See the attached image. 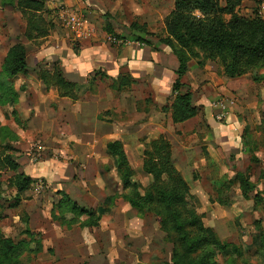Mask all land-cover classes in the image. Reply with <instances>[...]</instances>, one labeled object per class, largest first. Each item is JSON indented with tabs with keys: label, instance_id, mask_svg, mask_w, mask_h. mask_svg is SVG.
Instances as JSON below:
<instances>
[{
	"label": "rangeland",
	"instance_id": "rangeland-1",
	"mask_svg": "<svg viewBox=\"0 0 264 264\" xmlns=\"http://www.w3.org/2000/svg\"><path fill=\"white\" fill-rule=\"evenodd\" d=\"M65 1L68 0H42L44 8L37 13L41 19V33L32 32L31 38L27 39L25 14L16 7L15 0H0V70L8 50L15 45L25 48L26 64L33 69L36 53L46 49L50 42H55L54 46L57 43L56 49L60 50H66L69 45L76 56L80 47L95 42L107 49H118L109 46L108 41L95 40L93 35L99 33H105L112 39L115 37L116 41L126 46L131 36H140L155 49L163 48L159 42L166 36L162 19L171 0H159L164 11L160 20L158 17L157 21L146 26V35L129 28L133 22L141 25L140 20L124 17L123 22L120 15L112 14L107 9L111 0L103 1L104 11H99L93 1L70 0L72 4ZM261 2L255 0L249 6L242 4L238 14L248 16L245 10H257ZM69 8L79 10L91 25L94 31L91 38L75 42L63 27L60 13ZM190 61L192 73L199 67L207 66L206 73L213 76L210 79L205 77L202 85L192 94L194 103L204 102L205 107L188 127L180 130L165 127L166 137L189 187V202L202 217L204 227L210 228L221 242L236 248L225 253H219L214 248H198L192 259L198 260L205 252L212 251L216 264H264V63L252 75L233 81L231 90L219 94L222 87L226 88L222 85L226 77L220 63L201 61L198 64L195 59ZM23 82L22 75H17L12 80V86L17 90ZM106 85L97 77L90 90L97 92L100 87L105 91L108 89ZM92 92L85 94L87 99ZM214 102L228 107V112L235 114L238 122L244 125L241 136L234 137L230 147L216 145L214 135L206 125L209 113L204 109L210 108ZM18 105L19 102L15 106L16 117L0 109V126L7 127L15 137L14 142L7 144L9 150L5 151L18 165L17 172L33 182L27 191L16 196L14 187L11 188L7 182L12 173H0V233L17 247L11 261L5 264H170L173 247L166 242L158 219L148 211L138 214L121 198L123 195L131 196L134 189L142 196L150 185L151 178L141 170V153L146 142L156 139L158 134L140 139L139 147L125 140V155L133 170L132 182L137 188L133 185L122 188L121 172L119 175L115 173L114 161L104 155L108 141L95 137V142L87 148L78 141L80 130L57 123V132L62 130L71 138L68 137L69 142L65 144L50 143L48 133L45 132V136L44 129L37 127L42 120L37 119L40 115L34 109L29 111L31 106L27 104L20 109H17ZM23 109L26 110L25 117L20 113ZM211 118L215 123L225 125V120L217 121L213 113ZM98 119L121 120L108 111L102 112ZM116 131L114 135L118 134ZM129 134L131 128L127 126L126 136ZM133 141L135 143V139ZM182 146L191 148L188 160L178 154ZM86 152H91L93 156L89 162L83 159L88 154ZM59 192L65 193L78 206L92 210L94 216L73 215L66 220L55 219L57 211H53L52 216V208L60 197ZM188 232L191 233V230L188 229Z\"/></svg>",
	"mask_w": 264,
	"mask_h": 264
},
{
	"label": "trees",
	"instance_id": "trees-1",
	"mask_svg": "<svg viewBox=\"0 0 264 264\" xmlns=\"http://www.w3.org/2000/svg\"><path fill=\"white\" fill-rule=\"evenodd\" d=\"M245 1L173 0V10L164 19L166 36L159 42L169 47L177 59L178 67L175 72L177 78L172 86L174 92L178 93L185 87L181 79L185 76L187 63L191 59L197 60L198 64H201V61H217L221 65L223 75L229 79L252 75L261 69L264 63V19L258 15L256 9L251 17L240 16L238 9ZM15 3L26 16L25 37L30 39L32 32L41 31L39 22L41 19L37 13L43 10V2L15 0ZM130 29L139 34H147L146 25L132 23ZM130 39L148 45L140 36H131ZM27 72L25 48L22 45L11 47L0 70V109L14 117L15 106L23 87L15 90L12 80L17 75H26ZM35 74L46 89H55L59 98L77 100L76 85L65 81L58 66L54 65L51 70L36 71ZM130 84V78L122 76L111 88L121 91ZM7 110L9 112H6ZM170 110L174 124L186 122L198 113L189 92L177 94ZM14 141L15 137L11 131L5 126H0V144L3 148L0 150V173H12L7 182L11 188L14 187L17 196L27 191L33 180L22 173L19 174L18 165L6 153L9 150L7 144ZM105 148L107 154L115 161L118 175L121 172L122 188L132 185L137 188L136 183L132 182L133 170L127 163L122 144L112 141L108 142ZM141 166L142 173L151 178L144 195H139L134 189L131 196L123 195L121 198L138 214L148 211L158 219L159 228L165 234L166 242L173 247L170 264H216L212 251H207L200 259L193 260L192 256L198 248L208 250L214 248L219 253L236 250L232 244L221 242L210 228L204 227L202 217L189 202L191 195L187 182L173 165L171 144L167 140L158 137L146 143ZM59 196L52 208V216L53 211H57L55 219L66 220V217L73 215L77 217L85 215L88 218L94 216L92 210L78 206L65 193L59 192ZM16 250V245L0 233V264L10 262Z\"/></svg>",
	"mask_w": 264,
	"mask_h": 264
},
{
	"label": "crops",
	"instance_id": "crops-1",
	"mask_svg": "<svg viewBox=\"0 0 264 264\" xmlns=\"http://www.w3.org/2000/svg\"><path fill=\"white\" fill-rule=\"evenodd\" d=\"M90 1H93L92 3L98 6L97 9H99V11L106 10L103 6V1L105 0H88V3ZM144 1H146V4ZM253 1L255 0H246L243 2V6H249ZM65 2L73 3L70 0ZM74 4H76L75 1ZM168 6L167 13L162 19L163 22L173 10V0L169 1ZM97 9L95 8V10ZM107 9H110L112 14L120 15L123 18V22H125L124 17H130L131 19L136 18V20L138 19L141 21V25L146 26L157 21L158 17V20H160L161 13L164 11L163 4L159 0H111L110 7ZM73 10L77 11L79 14L81 13L77 9ZM254 10H245V13H249V15L243 17H251ZM257 11L259 12V8ZM262 15H264V10L261 11L260 14V17L264 19ZM150 18H152V21H149ZM131 25L132 23L130 26ZM107 30H109V28H107ZM94 35L93 37H95V40L103 42L108 41L107 43H109V46H114V48L118 49H107L105 45L99 43L95 44V42L89 46L85 45L80 47L76 56L69 49V45L66 50L65 48L60 50V48L56 49V47H58L57 43L54 46L53 44L55 42H50L51 44L46 49H41L36 53L37 60L34 63V69H39L34 70L27 66V74L22 75V80L24 81V84H22L23 91L19 95V105L17 109L27 104L31 106L28 107L29 111L30 109H34L37 115H40L37 119L42 118V120L40 121L41 124L39 122L37 127L39 129H44V134L48 133L50 143L65 144L69 142L71 138L70 134L65 135L62 130L61 132L60 130L57 132L56 124L59 123L64 127L80 130L79 134L81 137L78 141L85 144L86 147L89 146L90 143L95 142V137H101L102 140L108 142H120L125 152V140L139 147L141 145L139 142L140 139L155 134H158V137H163L170 143L169 139L166 137L167 129H184L199 117L201 110L205 107L204 102L194 103L192 99V104L198 108L197 115L179 124H174L172 122L170 106L177 94L189 92L192 95L197 88L202 85L205 77H207V79L213 77L211 73H209L211 76L206 73L209 67H199L198 70L195 69L192 73V68L190 66L191 61H189L187 63V72L181 79V83L184 84L185 87L176 93L173 91L172 86L177 78L175 72L178 63L170 48L160 44L163 48L155 49L149 42L148 45H146L142 42H134L131 39L130 43L129 41L127 42L128 46H126L122 45V42L119 41H115V43L111 42V38L105 33ZM113 39L116 40L114 37ZM54 65L58 66L65 81L76 85V101L59 98L55 89H46L41 81L37 79L35 74L36 71L42 69L51 70ZM97 72L98 75L96 74ZM100 72L101 74H99ZM122 76H128L130 78V86L121 91L112 89V84ZM97 77H100V80L107 83L106 87L108 89L104 87L106 89L104 91L102 88L98 87L97 92H92V90H90V85L94 86V81ZM245 77L246 76H242L235 79L224 78L226 82H222V85H226V88L222 87L223 90H220L221 92H219V94L228 91L233 81ZM89 92H92V95L87 99L85 94ZM100 97L104 99L100 100ZM130 97L132 98L129 99ZM112 103H114V105H111ZM209 107L210 108L207 110L204 109L205 112L207 111V114L209 113L208 119H206V125L214 135L215 144L230 147L234 137L237 135L241 136L244 125L238 122L235 114L228 112L229 109L228 107L226 108L225 105L214 102L210 104ZM157 109L159 110L157 111ZM107 111L109 114L111 113V116L115 114L121 118V120L98 119V116H100L102 112ZM25 112V109L20 111L24 117L26 115ZM212 113L213 116L215 115L217 121L225 120V125L221 126L219 123H215L211 118ZM120 114H122V116H120ZM127 126L131 128V134L128 136H126ZM165 127L167 129H165ZM116 130L118 134L114 135L113 132ZM45 136H47V134ZM158 137H156V139ZM108 138H110V140H108ZM134 139L135 143L133 141ZM154 139L155 138L150 139L149 141ZM178 151L181 158L188 160L191 148L182 146ZM86 153L88 154H85L86 156L83 159L89 162V159L91 158L92 160L93 156L91 152ZM104 155L114 161V159L107 154L106 148ZM175 155V151L171 146V159L173 165L181 174V166L179 162H175ZM113 166L114 170H116L115 161L113 162ZM97 186L102 188L98 183Z\"/></svg>",
	"mask_w": 264,
	"mask_h": 264
},
{
	"label": "built area",
	"instance_id": "built-area-1",
	"mask_svg": "<svg viewBox=\"0 0 264 264\" xmlns=\"http://www.w3.org/2000/svg\"><path fill=\"white\" fill-rule=\"evenodd\" d=\"M264 10V0H262L258 15L260 16L261 11ZM60 19L63 27L72 36L75 42L85 41L92 37L93 28L88 22L81 16L77 11L69 8L62 10L60 13ZM111 42L115 43V39H110Z\"/></svg>",
	"mask_w": 264,
	"mask_h": 264
}]
</instances>
